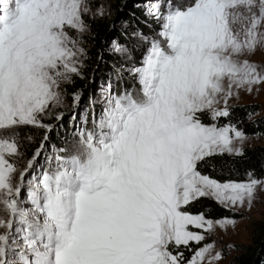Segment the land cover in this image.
Segmentation results:
<instances>
[{
  "label": "snow or ice",
  "instance_id": "6c2138e0",
  "mask_svg": "<svg viewBox=\"0 0 264 264\" xmlns=\"http://www.w3.org/2000/svg\"><path fill=\"white\" fill-rule=\"evenodd\" d=\"M137 7L148 33L111 42L85 101L105 5L0 0V264H220L217 232L264 198V175L212 163L264 135L231 119L264 92V0Z\"/></svg>",
  "mask_w": 264,
  "mask_h": 264
},
{
  "label": "rangeland",
  "instance_id": "374dc122",
  "mask_svg": "<svg viewBox=\"0 0 264 264\" xmlns=\"http://www.w3.org/2000/svg\"><path fill=\"white\" fill-rule=\"evenodd\" d=\"M100 3H103L105 7L109 10V14L102 19H97L91 21L92 23H101L106 24V35L104 39V45L106 49L110 46L113 40H117L119 43L128 44L131 38V32L135 28L141 29L145 34L148 33V28L141 23L145 19L143 15L142 7H137V5L143 4L146 0H121L117 5H115V0H99ZM131 4L135 9H139L138 16L134 12H129L128 17H124L126 12V5ZM128 22H127V21ZM130 22V23H129ZM117 35H120L118 37ZM91 47V45H90ZM109 54L110 60L103 59L97 68L93 67L91 64V69L89 74L93 73L95 69L94 80L92 82L77 80V82H82L84 84V99L87 100L88 93L94 92L96 86L100 83L102 77H106L107 73L112 71L111 64L112 62H120V56L116 53ZM253 60L260 61L264 59V53L257 52L255 56L252 57ZM245 103H257L260 105V108L257 111V115L264 113V92H261L255 97L251 96H242L241 100L236 103V105L245 104ZM55 133H53V136ZM255 145H264V137H254L249 144L245 147H252ZM243 219H238V222L233 230H229L227 233L217 232L214 237L217 248H222L224 251L223 259L220 264H229V261L232 257L239 254V250L242 247L251 244V229L250 223L256 220H261L264 222V198L259 202L255 203L250 211H245L243 214ZM228 245H232L231 249L228 248Z\"/></svg>",
  "mask_w": 264,
  "mask_h": 264
},
{
  "label": "trees",
  "instance_id": "16d2710c",
  "mask_svg": "<svg viewBox=\"0 0 264 264\" xmlns=\"http://www.w3.org/2000/svg\"><path fill=\"white\" fill-rule=\"evenodd\" d=\"M121 0H115V5H117ZM139 9H135L131 6V4L126 5V12L124 13V17H128L129 12H134L137 16ZM127 21V20H126ZM128 22V21H127ZM130 23V22H129ZM92 32L94 33V39L92 40L91 47L89 49V54L92 57L90 64L93 66L97 60L96 56L103 51V57L99 60V63L103 59L110 60L109 54L106 51V46L103 44L105 35H106V24L101 23H92ZM120 37V35H117ZM91 66H89L88 72L90 71ZM89 83V82H88ZM76 87L82 88L84 84L82 82H76ZM260 108V105L257 103H245L240 105H235L231 110V119L232 122L240 121L239 126H243L244 130L249 134L259 131L264 132V113L261 115H257V111ZM252 111L256 113L253 119L259 123V127L254 125L247 118V113ZM227 122L223 118H221V123ZM264 137V135L260 136ZM213 164L219 166L220 164H224L229 167L235 168L240 173V178H243V174L246 171H253V173L259 177L264 175V145H255L252 147H245L244 155L242 157H228L224 156L223 158L216 159L212 161ZM205 208L210 210V215L218 216V215H226L223 209H218L217 206L211 201H205L203 206H196L193 208V212L203 211ZM251 244L242 247L239 250V254L232 257L229 261V264H253L252 260L258 254V259L254 264H264V222L261 220H256L251 222Z\"/></svg>",
  "mask_w": 264,
  "mask_h": 264
},
{
  "label": "water",
  "instance_id": "95a60500",
  "mask_svg": "<svg viewBox=\"0 0 264 264\" xmlns=\"http://www.w3.org/2000/svg\"><path fill=\"white\" fill-rule=\"evenodd\" d=\"M98 64H100L99 61H97V62L93 65V67H95V69H96L97 66H98ZM263 241H264V237H263L262 242H263ZM257 259H258V254H256V256L254 257V259L252 260V263L254 264V263L257 261Z\"/></svg>",
  "mask_w": 264,
  "mask_h": 264
}]
</instances>
